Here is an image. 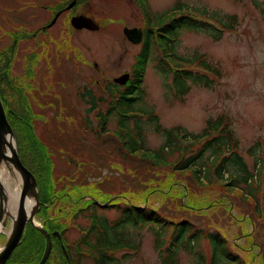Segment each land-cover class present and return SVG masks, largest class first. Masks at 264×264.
Returning a JSON list of instances; mask_svg holds the SVG:
<instances>
[{"label": "rangeland", "instance_id": "374dc122", "mask_svg": "<svg viewBox=\"0 0 264 264\" xmlns=\"http://www.w3.org/2000/svg\"><path fill=\"white\" fill-rule=\"evenodd\" d=\"M27 1L0 0L1 31L6 33L10 27L20 23H38L35 2ZM177 1L190 8L237 15L238 27L234 31L223 32L217 41L202 31L183 30L175 44V52L181 56L203 53L220 68L221 77L212 88L193 85L183 101L175 100L166 91L164 79L155 67V57L159 54L155 50L146 66L143 81L145 95L134 105L140 110L154 112L164 127L182 125L191 132H199L209 116L224 113L231 119L233 131L240 142V153L251 166L253 158L247 148L264 137V9L254 6L250 0H148V4L157 21L163 23L168 20L170 11L164 17L163 13ZM90 4L89 12L94 15L101 29L76 31L71 39L73 47H69V50L68 42L61 41L57 52L53 51L55 56L51 59V65H47L45 60L39 63L36 74L31 75L33 79L26 74V63L22 66L23 61L19 60L20 64L14 70L15 76L20 78L13 80V84L23 87L26 84L30 91L29 108L36 116L33 119L34 130L48 145L49 152L54 162L56 161L54 169L58 188L70 190L72 184L92 183L97 184L103 193L112 196L118 194L122 199L126 198V194L135 202L138 198L137 191L141 187L151 186L152 181L156 184L163 181V174L150 162L140 161L123 152L120 138L116 139L117 116L113 113L104 124L108 131L97 136L100 126L97 113L107 109L106 103L110 98L106 93L107 85L114 92V78L128 72L140 47V44L131 43L125 38L122 27H138L144 22L145 13L136 0H90ZM177 13L180 14V11ZM57 23V26L65 25V15ZM83 56L88 63L82 62ZM67 57H70L68 61ZM94 62L96 66L93 65ZM58 64L63 66H56ZM2 91L11 107L18 110L23 108L21 103L24 97L16 93L19 90L2 87ZM135 123L142 129L145 147L155 149L164 141L162 133L154 129L153 122L146 116L136 114L134 118L128 119L130 127ZM137 152L139 157V151ZM24 154L28 156L27 151ZM31 158L32 156L29 157ZM169 159H174V156ZM27 162L31 165L30 160ZM263 174L261 171V177L256 178L262 187ZM188 182L194 186L190 180ZM194 189L200 193L198 196L201 198L202 210H196L199 198L191 199L190 196L192 205L183 210H177V201L174 203L168 197H164L161 202L159 194L151 196L145 203L152 207L163 206L172 216L188 218L197 227L218 229L241 254L244 251L239 245L247 246L250 241L264 262V221L255 217L252 221L249 220L252 206L235 195L223 197L224 194L216 189L203 188V192L195 186ZM82 191L92 193L87 188ZM203 195L207 201L221 198L225 205L205 206ZM145 203L134 204L142 209ZM70 208L71 205L56 201L51 211L52 215L60 216V225L69 218L70 223L64 231L69 243L79 237V226L83 228L89 224L88 211L80 214L72 224L71 217L60 212ZM97 212L108 220L119 215V211L114 209L98 207ZM135 231V238L141 243L140 249L127 257L119 258L118 264H161L154 247L151 225L146 224ZM2 235L4 234L1 233L0 237ZM168 236L169 231H166L163 238L167 240ZM2 242L0 239V245ZM33 246L38 251L42 249L37 244L31 245ZM196 251L202 254L206 264L210 255L207 241L200 239ZM194 261V256L180 253L179 264H192ZM45 264H63L56 248L52 247Z\"/></svg>", "mask_w": 264, "mask_h": 264}, {"label": "trees", "instance_id": "16d2710c", "mask_svg": "<svg viewBox=\"0 0 264 264\" xmlns=\"http://www.w3.org/2000/svg\"><path fill=\"white\" fill-rule=\"evenodd\" d=\"M136 1L145 13L147 28L141 48L136 53L131 67V77L122 88L117 86L116 95L110 93L111 104L117 112V133L124 139V150L134 151L133 145L137 140V149L141 155L139 160L150 162L152 166L160 169L164 178L157 184L152 181L151 186L141 187L137 191L138 194L136 193L138 198L135 202L126 194L128 201H123L122 205L113 202L111 207L119 211V215L111 220L96 212L94 202L82 200V197L74 195L75 205L68 211L60 210V212L75 218L91 209V220L89 225L82 229L77 244L67 246L68 253L71 256V253L75 254L71 260L73 264H81V259L87 257L91 259V264H118V253L122 252L120 258H124L140 249L141 243L135 238V230L150 224L154 235V247L161 264H179L181 252L195 257L192 264H205V258L196 251L200 239L206 240L210 246V255L206 264H264L259 251H255V246H251L250 241L247 246L239 245L244 251L241 254L218 229L197 227L188 218L172 216L163 206L152 207L145 203L151 196L159 194L161 202L164 197H168L174 203L177 201L175 204L177 210H183L192 205L189 196L191 199L199 198L200 193L194 189V186L201 192L203 188L216 189L224 194L223 197L235 195L236 198L250 204L252 213L249 220L252 221L255 217L263 222L264 187L260 181H256V178L261 177V171L264 172V137L257 139L247 148L253 158V164L250 166L240 153V142L233 131L231 119L224 113L209 116L199 132H191L182 125L164 127L155 113L147 112L154 129L160 131L164 137V141L155 149L145 147L138 123L133 127L128 124V119L134 117L135 112L138 111L134 104L145 95L143 81L153 51L159 52L155 57V67L164 79L166 91L175 100L183 101L193 85L212 88L221 77V70L203 53L195 52L188 57L177 54L175 44L181 31H202L212 40L217 41L223 32L234 31L238 27V17L235 13L219 14L207 9H191L187 7L188 5L177 1L173 7L163 13L164 17L170 11L168 20L162 23L157 21L156 15L149 9L147 0ZM250 1L254 6L264 9V0ZM177 11H180V14ZM2 97L6 100L4 96ZM23 97L25 99L27 96L23 95ZM21 106L23 108L18 110L6 102L4 105L6 116L17 140L21 161L34 173L38 181L40 200L48 203L53 197L52 194L57 192L53 168L50 165V158L44 156L43 150L37 147L33 125L36 116L29 108L30 104L27 105L23 101ZM98 113L101 116L102 112ZM98 121L102 125L99 131L102 132L105 120H101L100 117ZM24 151H27L28 156L32 158L29 159ZM170 156H174V159H169ZM27 160L31 161V165ZM262 178L264 181V174ZM189 180L194 186L188 182ZM222 180L225 182L221 183ZM94 190L96 186L90 185V191L94 192ZM200 199L196 210H202ZM204 200H206L205 206L208 207L225 205L221 198L207 201L205 196ZM81 201L83 203H80ZM134 203H145V207L138 209ZM52 206V204L43 205L40 210V214L45 219V228L58 229L63 233L64 228L54 218L48 219L51 216ZM166 231H169L167 240L163 238ZM24 235L26 236L23 242L11 254L9 264H37L40 250L31 245L37 241L35 236L38 238L41 234L29 225ZM56 252L61 262L67 264L58 243Z\"/></svg>", "mask_w": 264, "mask_h": 264}, {"label": "flooded vegetation", "instance_id": "af4514ba", "mask_svg": "<svg viewBox=\"0 0 264 264\" xmlns=\"http://www.w3.org/2000/svg\"><path fill=\"white\" fill-rule=\"evenodd\" d=\"M26 1L27 0H23L25 3ZM71 1L72 0H34V10L38 20L37 24L30 25L27 23H20L13 26V28L10 27L11 30L8 29L6 33L0 30V95L4 96L2 87L10 90H19V92H16L17 95L27 96L28 98L25 97L24 101L29 105L30 91L28 87L25 86L26 84L24 87L13 84V80L20 78L15 76L16 73L14 70L17 64H20L19 60L23 61L22 66L24 62L26 63V74L33 79L31 75L33 76V74H36L35 71L39 63L41 64L43 60H45L47 65H51V59L55 56L53 55V51L57 52L61 41L68 42L69 45L67 48L69 50V47H73L72 44L74 43L71 39L76 31H90L85 28L76 29L71 24L72 17L76 15L91 17L96 21L94 15L89 12L91 8L90 0H77L71 7L66 8ZM64 15L65 25L61 24L57 26L58 20ZM139 27L143 29L142 24H140ZM99 29H101V27H99ZM9 34L11 36H9ZM80 51L81 50H79V52ZM68 58L70 59V57H67V61L69 60ZM82 62L88 63L89 61L83 56ZM56 66L62 67L63 64H58ZM107 91L108 89L106 92ZM3 102L5 105L8 101L3 99ZM2 238L4 239V237L1 236L0 239ZM35 239L37 240L35 244L39 245L41 248L44 243L43 236L38 235V238L35 236ZM5 264H9L8 260Z\"/></svg>", "mask_w": 264, "mask_h": 264}, {"label": "water", "instance_id": "95a60500", "mask_svg": "<svg viewBox=\"0 0 264 264\" xmlns=\"http://www.w3.org/2000/svg\"><path fill=\"white\" fill-rule=\"evenodd\" d=\"M76 0L71 1L66 8L71 7ZM71 24L76 29L86 28L97 30L99 25L90 17L76 15L71 19ZM126 38L132 43H139L142 38L141 28L127 27L123 28ZM129 78V73H124L114 78L119 84H125ZM7 168L12 175H18L19 182V200L14 213L10 212L7 206V191L0 182V233L4 234V242L0 245V264H5L7 258L13 249L19 244L24 235L27 225L30 223L45 238V246L40 260L37 264H44L51 250V235L61 239L58 231L48 232L43 224L36 220L41 202L38 197L37 182L33 173L22 163L16 145V139L10 123L6 117V111L0 97V168ZM27 200L32 201L30 208L26 207ZM63 252L68 259V255L62 245Z\"/></svg>", "mask_w": 264, "mask_h": 264}, {"label": "bare ground", "instance_id": "6f19581e", "mask_svg": "<svg viewBox=\"0 0 264 264\" xmlns=\"http://www.w3.org/2000/svg\"><path fill=\"white\" fill-rule=\"evenodd\" d=\"M0 182L2 185H4L7 193V206L10 212L14 213V210L16 208L17 202L19 200V182L20 179L17 174L14 176L12 173L5 167L0 168ZM32 206V201L27 200L26 207L30 208Z\"/></svg>", "mask_w": 264, "mask_h": 264}]
</instances>
